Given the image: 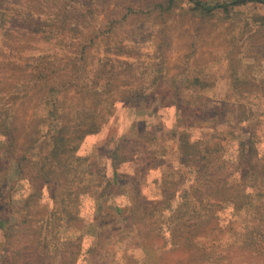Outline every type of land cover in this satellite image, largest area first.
I'll return each instance as SVG.
<instances>
[{
	"label": "rangeland",
	"instance_id": "rangeland-1",
	"mask_svg": "<svg viewBox=\"0 0 264 264\" xmlns=\"http://www.w3.org/2000/svg\"><path fill=\"white\" fill-rule=\"evenodd\" d=\"M80 1L0 0V12L4 13L0 14V86L16 64L24 67L16 66L17 73L26 74L16 76V86H33L30 76L39 71L47 73L41 60L52 71L37 82L41 92L36 96L30 93L27 101L19 100L13 106L17 133L24 131L20 137L35 129L40 120H47L42 97L47 86L71 81L58 96L59 120L72 119L73 123L92 114L100 123L99 131L88 134L80 143L78 154L94 155L105 141L137 138L139 132L148 137L144 139L146 144H138L139 150H153L156 144L165 146V162L141 169L143 175L138 177L140 193L149 200L160 199L161 183L178 166L181 155L176 137L181 133L187 134L188 143L197 146L208 143L214 133H221L217 156L231 167L236 163L238 142L251 138L258 152L254 159L264 163V3L249 1L227 10L207 11L191 0H94L88 10ZM199 1L211 6L228 0ZM71 9L75 15L70 27L55 29L62 26L61 20ZM37 24L42 26L40 33L34 29ZM84 41L87 45L80 54L78 46ZM72 57L74 62H70ZM5 94L0 93V111L7 106ZM135 94L138 98L129 101ZM151 140L153 144L147 145ZM97 161L111 175L110 159L101 156ZM116 170L122 175L136 171L131 163L118 164ZM7 176V186L13 185L8 212L10 221L17 222L24 216L20 207L32 187L19 177L13 162ZM192 177L186 174L185 182H191ZM125 182V177L119 178L109 196L79 197L73 210L86 221L102 212L112 213L102 224L104 247L112 246L116 253L110 264H158L160 252L169 246L168 237L160 242L134 240L135 232L126 229V222L114 212L116 206L125 207L133 201V192ZM214 199L210 195L206 201ZM218 203L222 206L209 214L215 212L222 232L227 231L225 224L234 231L248 228L241 216L231 222L229 207ZM50 206L51 199L45 192L31 204L30 214L43 217ZM112 225L124 230L123 237L126 234L117 244L113 243L114 236L109 237ZM162 231L165 234V229ZM65 232L67 236L79 234L73 228ZM82 234L86 251L92 237L86 228H82ZM228 236H206L192 244L181 238L180 244L201 248L192 264H213L215 257L218 264H264V242L256 249L251 240H246L245 248L238 249L230 245ZM81 256L77 264H90ZM172 257L174 264L176 259Z\"/></svg>",
	"mask_w": 264,
	"mask_h": 264
},
{
	"label": "trees",
	"instance_id": "trees-1",
	"mask_svg": "<svg viewBox=\"0 0 264 264\" xmlns=\"http://www.w3.org/2000/svg\"><path fill=\"white\" fill-rule=\"evenodd\" d=\"M92 1L94 0H81L80 3H84L89 10ZM191 1L198 8L207 11L227 10L228 7L249 1L264 3V0H228L208 6L199 0ZM0 14L4 15L2 12ZM72 15H75L74 10L66 12V21H63V18L62 26L55 29L64 30L67 26L70 27ZM41 27L37 24L34 29L40 33ZM58 30L54 34H57ZM85 45L87 43L84 41L78 46L80 54L84 52ZM70 59V62L76 60L75 57ZM40 63L48 74L39 71L30 76L35 83L33 86L14 85L16 76L20 78L26 75L17 73L16 66L24 67L16 63L5 78L3 86H0V93H6L7 105L0 111V264H77L81 255V260L88 258L90 264H110L116 253L111 249L112 246L104 247L105 229H102V224L112 213L102 212L94 215L91 221H86L80 219L73 209L79 197L93 195L95 199H99L111 195L113 187L119 183V178L124 177L127 181L124 185H128L133 192V201L125 207L116 206L114 212L126 222V229L135 232L134 240L151 239L150 241L160 242L165 235L168 237L169 246L160 252L158 264H171L172 256H175L172 257L173 260L176 259L174 264L193 263L196 255L202 250L187 248L180 244L181 238L186 239L187 244H192L202 237L219 239V234L223 236L228 233V237H231L230 245L238 249L245 248L246 240H251L256 249L264 242V163L258 158L254 159L258 157V152L251 138L238 142L236 163L231 167L226 166V161L217 156L221 150V133H214L208 143L199 146L188 143L187 134H179L176 137L181 155L178 166L171 169L170 178L161 183L160 199L149 200L140 193L138 177L143 175L141 169L156 168L165 162L162 160L165 146L156 144L152 146L153 150H139L138 144H146L144 139H148L146 134L139 132L137 138L126 137L118 141L111 138L105 141L95 149L94 155L78 154L80 143L88 134L99 131L100 123L90 116L92 114L73 120V123L72 119L59 120L62 116L58 112V96L62 88L65 90L66 84L71 81L47 86L45 94L42 92L47 120H40L35 129L20 137L24 131L17 133L13 106L17 101H27L32 94L36 96V93L41 92L37 82L52 71L46 65L47 62L41 60ZM80 68L81 66H78V69ZM76 76H79V73H76ZM105 92L103 90L102 94ZM30 93L32 94L29 95ZM137 98L135 94L128 100L135 101ZM46 121L50 123L41 129L40 125L45 126ZM152 144V140L147 143L150 146ZM101 156L110 159L111 175H107L106 168L99 165L97 160ZM12 162L19 177L28 181L32 187L20 207L25 211L24 216L17 222L10 221L8 212L13 185L7 186V173ZM122 163H131L136 170L134 174H119L116 166ZM186 174L193 176L191 182H185ZM45 192L50 197L52 206L43 217L35 218L30 214L29 208ZM210 195H214L215 199L208 202L206 199ZM218 202L229 207L233 218L231 222L237 221L241 216L244 226L248 224V228L234 231L225 224L223 227L227 231L222 232L214 212L215 207L222 206ZM212 210V214H209ZM72 228L78 230L79 234L67 236L65 230ZM82 228H86L92 237V245H89L86 251L82 248ZM162 229H165V234H162ZM123 231L114 225L109 227V237L116 238H113V243L117 244L118 240L126 238V234L124 237L121 235ZM164 243L162 240L161 244ZM218 262L215 257L213 264Z\"/></svg>",
	"mask_w": 264,
	"mask_h": 264
}]
</instances>
